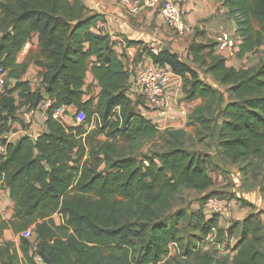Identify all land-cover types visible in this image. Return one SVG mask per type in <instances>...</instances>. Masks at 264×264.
I'll return each instance as SVG.
<instances>
[{"label":"trees","instance_id":"obj_1","mask_svg":"<svg viewBox=\"0 0 264 264\" xmlns=\"http://www.w3.org/2000/svg\"><path fill=\"white\" fill-rule=\"evenodd\" d=\"M224 4L237 22L243 58L264 44V0ZM103 20L89 14L84 0H0V66L7 73L0 91V135L11 129L21 108H38L45 94L51 100L47 131L35 139L3 140L0 187L9 190L14 213L10 219L0 214V264H160L173 243L190 256L214 228L217 241L236 237L230 264H264L260 213L232 220L227 228L203 208L171 213L182 190L206 192L214 186L216 157L190 149L183 129H160L141 113V101L129 95L131 74L116 42L96 30ZM26 44L29 57L19 62ZM216 45L194 41L187 58L171 48L149 54L183 78L186 99H203L190 115L201 126L202 140L216 134L218 155L240 164L264 195V59L258 66L236 67L216 53ZM30 60L44 68L37 89L23 79ZM89 72L98 93L86 85ZM208 75L230 93L215 133L210 114L219 90ZM69 106L76 107V117L83 115L76 124L55 115ZM153 139L162 142L161 149L141 156L131 152ZM208 196L200 198L202 206ZM8 228L19 244L1 241ZM187 228L198 233L186 238ZM29 230L35 241L25 234ZM199 259L210 264L212 254Z\"/></svg>","mask_w":264,"mask_h":264},{"label":"crops","instance_id":"obj_2","mask_svg":"<svg viewBox=\"0 0 264 264\" xmlns=\"http://www.w3.org/2000/svg\"><path fill=\"white\" fill-rule=\"evenodd\" d=\"M181 1L184 5V14L188 24V29L184 34H180L171 29L167 25L162 13L157 8L130 11L121 0H84L88 7L89 14H101L104 17V20L99 22L96 30L111 35L116 42L115 49L122 55L127 68L130 70L131 86L129 95L133 99H135V94L140 91L137 82L140 73L147 63L153 61L149 54V50L158 51L167 46L179 52L183 58H187L189 45L194 41H213L218 43L220 41L234 39L236 45L229 46L224 51L216 50V53L224 55L227 60L231 59L233 64L236 63L235 59L232 57L236 56L235 52L238 53L241 40L237 34V22L235 18L230 15L229 8L224 4V0ZM129 41L136 43L130 44ZM37 42L38 40L36 38L35 44H37ZM30 46V44H26L19 52L17 58L19 62L28 59ZM167 66L171 68V66ZM42 70H44L43 67L39 66L34 60H30L28 71L23 79L29 80L33 89H37L41 85L42 77L40 76V72ZM208 77L207 79L209 81L210 79L213 80L211 75H208ZM182 80L183 78L174 72L171 94L175 101V109L169 116L157 114L148 107L146 101L143 105H139L141 113L154 123H158L157 126L160 129H165L170 124L174 123L177 128H185L191 131V125H187L186 123V116L181 115L179 112L180 108L186 107L190 113V109H194L201 104L203 99H187L184 103H180L179 100L183 97L185 98L183 90L181 89ZM86 85L87 87L91 86L95 93H98L100 90L98 82L91 72H89L87 76ZM45 96L47 100L41 103L36 109L29 110L26 107L21 108L17 113L18 119L12 123V127L9 131L0 135V141L3 138H8L12 142L16 141L24 135L26 131L32 132L36 137L47 131V107L51 100L48 94H45ZM85 97L87 98L89 95ZM192 111L193 110H191V113ZM68 112V114L61 116L66 123L76 124L80 121L81 115L76 117L77 109L75 106H69ZM26 124H29V126H24ZM194 124L197 126L199 125L197 123ZM210 137L205 140H209ZM199 140L202 141V139ZM215 140L216 144H212L211 141L207 142L206 148L199 150L208 151L212 154L218 152L219 154L220 147L218 146L216 136ZM209 143L211 146H209ZM198 144L201 145L200 143ZM219 166L218 173L215 172L212 174L211 172L215 184L208 192L221 189L229 191L232 194L235 193L231 200L232 205L230 212L228 215L220 216L219 225L227 228L229 225L227 221L228 218L243 219L252 213H260L261 219L264 221V195L261 191L260 183L256 182L254 178L248 177L242 171L240 164L225 162L222 159V164ZM196 204L197 205H195L194 202L189 209L194 211L201 210L202 202L199 201ZM8 232L9 234L11 233L18 236L11 228H8L5 230L1 241H4V237ZM226 237L227 236H225V238ZM12 240L15 241L14 239ZM225 243H227V241L223 244L225 245ZM17 244H19V242H17ZM232 253L233 255L235 253L233 249ZM40 264L44 263L41 262Z\"/></svg>","mask_w":264,"mask_h":264},{"label":"rangeland","instance_id":"obj_3","mask_svg":"<svg viewBox=\"0 0 264 264\" xmlns=\"http://www.w3.org/2000/svg\"><path fill=\"white\" fill-rule=\"evenodd\" d=\"M235 55L236 56L232 58L235 59L236 63L233 64L232 60L229 59L228 63L230 65H234L236 67L258 66L260 65L261 61L264 59V44L259 46L255 51L248 53L243 58L239 57L237 52H235ZM210 81L214 83L212 79H210ZM215 85L217 86V89L219 90V102L217 103L216 108H214V110L210 114L214 118V133L217 132V124L219 123V120H220V111L222 107L225 105V103L228 102L230 99V93H229L227 86L221 85V84H215ZM182 86H183V80L181 82V87ZM135 100L141 101L142 105L145 103V98L140 91H138L135 94ZM186 100L187 99L183 97L179 101L180 103L181 102L184 103V101ZM22 110H25V109H22ZM191 110L193 109L191 108L190 113H188L187 117H185L187 119L186 120L187 125H191V131H188L185 128L183 129L186 132V134L189 136L185 138L186 142L189 145V148L198 149V150L205 149L207 142H210V141L212 144H216L215 135H211L210 139L207 141L199 140V139H202V133L200 134L199 132L201 126L200 125L197 126L194 123H192L190 119ZM68 113L69 112H64L62 116ZM24 126H29V124H26ZM168 127L177 128V126H175L174 123L170 124ZM177 129H180V128H177ZM198 143H200L202 146L199 145ZM209 146H211L210 143H209ZM161 148H162V142L158 139H153V140L144 141V143L139 148H136L133 150L128 148V150H131V152L135 155L141 156L142 154L150 153L151 151L159 150ZM214 155L216 157V165L212 169V174H214L215 172L218 173V169L220 167L219 165L222 164V158L218 155V152H216ZM203 193L208 194V195L213 194V195L223 196V197L228 198L229 200H232L233 196L235 195V193L232 194L229 191L221 190V189L215 190L214 192L213 191L203 192V191H197V190H182L176 197V200L174 202V207L171 213L177 209H180L181 207L190 208V206L193 205L194 202H195V205H197L196 203H198L199 201L201 202L200 198L203 196ZM0 212L6 219H10L14 213V201L10 197L9 190L4 187H0ZM55 218L57 222L59 223L61 222V217L59 215H56ZM232 220H235V219L233 217H230L227 219L229 225L231 224ZM194 233H198V231H195L193 228H187L186 238H190L192 234ZM10 234L8 232L7 235L4 237V240L14 239L17 242H20V239L18 236H15L13 234L10 235ZM25 234L35 241L36 235L33 230H29ZM226 238L224 236L220 240L217 241V240H213L212 238L206 237L204 240H202L201 244L198 243V246H200L199 249L194 250V252L190 256H186L181 247H179L178 245L172 244V247L170 248V253L165 257L164 261H162L160 264H166L167 261H170L172 264H201L199 257L202 256L205 252H210L212 254V262L210 264H230L231 258L233 256L232 249L234 247L233 245L236 243V237L229 239L227 236ZM226 241L227 243H225L224 245L223 243Z\"/></svg>","mask_w":264,"mask_h":264},{"label":"built area","instance_id":"obj_4","mask_svg":"<svg viewBox=\"0 0 264 264\" xmlns=\"http://www.w3.org/2000/svg\"><path fill=\"white\" fill-rule=\"evenodd\" d=\"M126 8L130 11H141L147 8H157L162 13L167 25L180 34H184L188 29V24L184 14V5L181 0H121ZM236 45L234 39L220 41L216 45V50L224 51L229 46ZM157 52V50H154ZM174 71L167 65L150 61L147 63L138 77L140 92L143 94L145 101L150 109L161 116H169L175 109V101L171 94V86L173 82ZM7 80V73L0 66V91L4 90ZM65 108H60L56 111V116H62ZM180 113L183 116L188 115L187 108H180ZM81 114V118H82ZM158 125V123H155ZM24 135L31 138L36 136L26 131ZM10 142L8 138H3L0 141V155L6 154V143L3 140ZM231 200L218 195L208 196L203 203V211L207 216L217 214L219 216L228 215L231 208ZM214 228L208 238L215 240ZM177 245L176 243H173ZM172 247V245H171ZM170 253V252H169ZM161 263V262H160Z\"/></svg>","mask_w":264,"mask_h":264},{"label":"water","instance_id":"obj_5","mask_svg":"<svg viewBox=\"0 0 264 264\" xmlns=\"http://www.w3.org/2000/svg\"><path fill=\"white\" fill-rule=\"evenodd\" d=\"M166 48H168L167 46H165L163 49H166Z\"/></svg>","mask_w":264,"mask_h":264}]
</instances>
